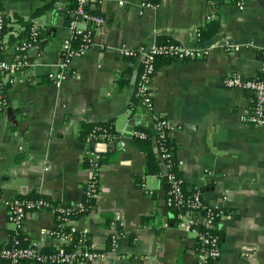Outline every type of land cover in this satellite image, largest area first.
Masks as SVG:
<instances>
[{"label": "crops", "instance_id": "obj_1", "mask_svg": "<svg viewBox=\"0 0 264 264\" xmlns=\"http://www.w3.org/2000/svg\"><path fill=\"white\" fill-rule=\"evenodd\" d=\"M144 1L103 0L99 8L105 21L93 44L56 82L47 74L61 59L64 39L72 36L68 20L74 12L69 0H55V12L35 18L46 35L31 48V64L11 74L6 105L0 104V244L10 241L13 229L6 199L35 192L55 202L82 204L90 174L85 158L105 145L80 140V124L115 119L120 133L129 127L141 61L121 57L119 48L167 37L208 53L157 63L153 109L138 103L136 126L156 135L160 117L171 121L172 151L183 161L179 171L186 190H199L206 205L218 203L226 210L216 222L221 255L212 264H264V125L241 119L252 94L224 82L233 73L264 77V0H244L243 9L222 4L219 31L206 41L199 40L197 30L215 15L211 0H157L152 7H143ZM47 2L3 0V8L19 31L16 16L27 20ZM4 55L11 63L14 43L6 45ZM119 80L126 82L121 86ZM125 143L114 161L100 168L94 207L75 221L88 232L91 247L109 248L105 258L83 264H197L199 244L188 215L163 204L167 173H148L145 153ZM54 224L51 211L32 212L24 234L46 250L54 244Z\"/></svg>", "mask_w": 264, "mask_h": 264}, {"label": "built area", "instance_id": "obj_2", "mask_svg": "<svg viewBox=\"0 0 264 264\" xmlns=\"http://www.w3.org/2000/svg\"><path fill=\"white\" fill-rule=\"evenodd\" d=\"M103 0H97L100 4ZM77 8L73 11V19L69 23L72 36L65 38L62 46V55L56 69L49 72L47 77L56 82L60 81L67 70L71 67L72 61L77 56L87 53L95 35V30L104 24L105 18L101 14H89L86 11V4L89 0H75ZM157 4V0H145L143 7H152ZM240 9L244 8V0H239L236 4ZM6 12L3 8V0H0V46L5 42L3 28L5 26ZM81 16L84 21L77 18ZM39 24L35 21L30 27V36L20 38L14 42L15 55L11 63L5 58L0 60V73H5L3 78L0 77V104L6 105L4 99V89L8 82H13L14 78L11 74L22 72L30 63V50L39 44ZM200 35L197 30V37ZM80 38L78 47L74 45V39ZM227 49L231 50L232 46ZM208 51L198 50L186 47L177 41L170 42H152L140 43L137 46H121L119 54L124 58H138L141 61V71L136 81L135 96L139 97V103L147 110L153 109V94L151 91V82L156 73V60L159 56H168L179 60H196L204 58ZM261 58L264 60V49L260 52ZM225 85L229 88H242L252 94L253 102L251 106L241 115V119L247 123L262 126L264 125V77L256 76L246 78L240 74L233 73L225 77ZM175 125L167 118L160 117L158 119V132L164 133V128L170 131L174 130ZM135 134L144 136L145 132L136 131ZM172 138V137H171ZM161 157L167 160V172L169 182V193L166 205L170 208H178L184 210V214L188 215V222L192 231L197 236L199 249L197 264H210L215 262L221 255V235L215 231L216 222L225 215L226 210L220 204L206 205L203 200L202 193L199 190L189 192L185 188V180L179 169L183 164L182 160H177L173 151L164 144L159 147ZM173 157L176 164H173ZM95 155L93 159H98ZM97 163H92L89 168V178L86 182L88 188L86 195L90 196L91 190L97 186L98 179L95 169ZM176 170H170L172 167ZM8 208V218L13 224L16 232L25 230V222L28 215L32 212L49 210L55 216V224L51 230L54 238L53 252H46L41 249L36 241H30L28 245L22 246L19 239H14L13 244L9 247L0 248V259H10L11 264H20L22 259H28L32 262L40 264H83L92 262L95 259L105 258L109 253L106 249H95L86 246L84 237L79 241H74L72 234L80 231L82 235L88 234L86 230H81L75 223V219L71 218L75 209H84L83 202L79 206L60 205L54 206L43 197H19L15 196L5 200ZM205 214L202 215L201 212ZM185 214V215H186ZM116 221L111 222L112 227L117 226ZM199 224L203 225V230ZM69 228L66 229L65 227ZM68 248V245L72 243ZM114 244V240H112Z\"/></svg>", "mask_w": 264, "mask_h": 264}, {"label": "trees", "instance_id": "obj_3", "mask_svg": "<svg viewBox=\"0 0 264 264\" xmlns=\"http://www.w3.org/2000/svg\"><path fill=\"white\" fill-rule=\"evenodd\" d=\"M212 1V5L215 12V15H210L207 20L201 25L200 27V35L199 40L201 41H206V40H210L212 39L217 32L219 31V27H220V17L218 15V9L222 4L225 3H231V4H236L239 0H211ZM55 0H48L47 4L43 7H39L35 10V12L31 15V17L27 20L23 19V18H19L18 16H16V20L19 21L22 25V28L19 31H14L13 26H11V24H9L11 21V18L8 17L7 15H5V26L3 28V34L4 36H6V34H8V40L7 42H4L3 46H0V60L5 59V50H6V45L8 44H12L15 41H17L20 38H26L30 36V27L33 24L35 18L39 15H41L43 12H45L46 10H52L54 9V3ZM70 2V9L72 11H74L77 8V4L75 2V0H69ZM95 2V5H93V3ZM97 0H89V2L86 4V11L89 14L95 15V14H100V8ZM74 14H72V16H69V20H68V24L70 23V21L73 19ZM46 33H44L43 31H41V28H39V39L41 41V39L43 37H45ZM170 41H174L170 38L167 37H159L158 41L159 43H164V42H170ZM74 45L76 47L79 46L80 44V38H76L74 39ZM167 59H173L170 58L168 56H159L156 60V65L159 62L165 61ZM26 69V67L24 68V70ZM5 76V73H0V77L3 78ZM126 81L125 80H119L120 85L122 86ZM11 86V83L8 82L5 85V89H4V99L6 101L7 99V93L8 90ZM139 103V97L135 96L132 103H131V111H132V115H131V132L129 135V142H132V144L134 146H136L139 150L143 151L146 155L147 158V171L150 174H157L159 176H161L164 173H167L169 171V168L167 167V160L163 159L161 157L160 151H159V147L161 144H164L166 146H169V148L172 150V142H171V137H172V132L168 129L164 128V133H158L156 135H153L151 131L147 130V129H142L139 126H136V119H135V112L137 110V104ZM136 131H140V132H145L144 136H140L135 134ZM77 136L80 140L82 141H88V140H92L95 141L96 143L99 144H103L105 145V150H103V148H101V150H97L93 153H90L86 156L85 158V165L87 166V168H89V166L92 163H97V168L95 169L96 173H97V179L99 180V171L100 168L105 165L106 163H110L112 161H114V153H117V151L119 150H115L112 145L118 143L121 139H122V133L119 132V130L116 127V123H115V119H109V120H105V121H83L80 124V128L79 131L77 133ZM155 146L157 148V152L155 151ZM157 153L159 155H157ZM95 155H98L99 158L98 159H93ZM173 164H176V160L173 157ZM176 166L175 168L172 167L170 170H175L178 172V170H176ZM180 172V171H179ZM139 185H142L141 180L138 181ZM88 186L87 184H85L84 187V200H83V206L84 209H75L72 212L71 218L72 219H77L81 214L88 212L89 210H91L96 202V198L98 193L100 192V181H98L97 186H95V188H93L91 190V195L88 196L86 195L85 191L87 190ZM19 197H32V198H37V197H43L45 199H47L49 202H51V204H54V206H64V205H71V204H64V203H59V202H55L53 201L50 197L43 195V194H37L35 192L33 193H28V194H24V195H18ZM149 218V216H146L143 218V220H147ZM199 227L201 230H203V225L199 224ZM66 229H68L69 227L66 226ZM216 232H218L221 235V232L218 231L217 229H215ZM85 238L86 240L84 241L86 246H90V236L89 234H84L82 235L79 232L72 234V238L74 239V241H79L80 238ZM14 239H19L20 240V244L22 246H26L29 244L30 240L25 236L24 231H20V232H16L14 229H12L11 232V239L9 242L5 243V244H0V248L2 247H9L13 244ZM73 242L70 243L68 245V248H70L72 246ZM106 250H109L106 249ZM46 252H53L54 248L50 247L46 250H44ZM28 262H32L28 259H22L20 261V264H27ZM0 264H11L10 259H6V258H1L0 259ZM212 264V263H210Z\"/></svg>", "mask_w": 264, "mask_h": 264}, {"label": "water", "instance_id": "obj_4", "mask_svg": "<svg viewBox=\"0 0 264 264\" xmlns=\"http://www.w3.org/2000/svg\"><path fill=\"white\" fill-rule=\"evenodd\" d=\"M54 7H56V4L54 5ZM60 8H58L59 10ZM52 11L55 12V9H52ZM75 17V16H73ZM79 21H84V19L81 17V16H78L77 18ZM137 77V76H136ZM135 77V79H136ZM9 111H13L12 108H9ZM130 132H131V121L129 122V127H127L123 132H122V141L121 142H118L116 144H113L112 147L115 149V150H122L124 149L127 145L125 142L129 143V135H130ZM166 180L168 181V176L166 175L165 176ZM162 198H163V204L165 205L166 204V191L164 190L163 192V195L161 194ZM164 209L167 211V207H164ZM175 211L178 213L179 212V209H175ZM181 213L184 214V210H181L180 211ZM165 214H168L167 212ZM202 215L205 214L204 211L201 212Z\"/></svg>", "mask_w": 264, "mask_h": 264}]
</instances>
